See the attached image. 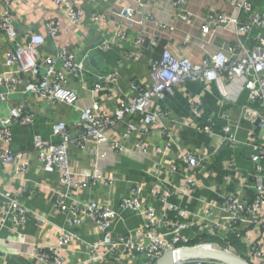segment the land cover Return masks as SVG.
<instances>
[{"label":"crops","instance_id":"1","mask_svg":"<svg viewBox=\"0 0 264 264\" xmlns=\"http://www.w3.org/2000/svg\"><path fill=\"white\" fill-rule=\"evenodd\" d=\"M187 9L192 14L189 22L177 18L173 0H146L142 6L138 0H81L76 5L85 14V21L77 28H67V22L61 15L54 0L15 1L12 15L18 31V39L25 43L35 33L46 34V25L51 19H59L64 23V31L54 43L47 38L41 47L43 56L53 55L57 48L67 47L76 53L78 60L85 59L88 78L85 84L71 78L70 87L78 92V110L66 105H55L35 93L23 94L20 87L17 94L10 97L6 104H0V121L10 116L13 109L26 105L38 114L36 129L44 139L59 143L60 139L53 137L51 123L64 122L68 125L72 137H76L81 126V111L98 101L108 113H114L124 101L133 100L137 92L132 89L136 83L149 86V63L160 60L163 51L169 44L171 50L180 55L176 43H182L185 37L190 42L184 47V55L194 63H201L209 54L216 53L226 45H236L238 37L234 30L213 28L210 38L211 45L204 51L200 42L205 39L202 32V17L207 13H225L236 16L234 5L227 0H186ZM258 13L264 15V0H246ZM125 8L134 10L129 17L122 16ZM108 15L109 19L94 21L93 14ZM153 17L169 27L176 29L175 34L169 29H159L157 25L146 21ZM131 28L125 39L112 45L109 50L99 49L105 41H113L116 32ZM155 31L162 39L161 46L152 50L145 44L143 50L135 45L142 31ZM264 39V27L254 28L246 37V45L251 49L256 39ZM170 41H172L170 43ZM11 49L7 37L0 33V59L4 63ZM142 52L141 54L139 52ZM6 66L0 65V74ZM114 74L116 79L103 83L102 89L92 93L94 83L100 76ZM2 91V88H0ZM188 95L202 99L208 117L218 123L216 134L221 135V115L229 113L235 124L243 129L239 132L242 142L233 152L229 147H222L214 152V139L203 135L195 128L203 123L194 115L188 102ZM248 94L237 86L227 82L192 83L187 82L182 90L168 96L162 103L157 102L167 113L166 121H161L151 127L150 134L141 141L137 133L128 134L124 128L108 131L109 139L118 143L123 149L112 151L111 142L103 147L95 141L87 144L82 151L75 145L69 147L70 164L77 174L100 171L103 180L96 182L84 179V187L72 189V201H94L103 207L115 211L119 216L112 222L111 232L114 239L137 233L142 227L144 217L137 212L122 208L123 199L131 194L134 186L143 188L140 202L144 207H151L162 219L159 231L160 237L167 242L172 240V231L178 230L183 239L193 241L200 237L202 226L198 217L205 208L210 207L215 212L217 221L225 222L228 217L218 211L226 195H238L243 199L254 198L255 181L252 177L255 162L251 158V149L245 145L248 142L247 130L251 127V113L247 109ZM243 107H246L244 109ZM245 111H242V110ZM137 126L143 124V117L138 115L133 121ZM1 131V129H0ZM19 136L15 144L18 154H23L30 162L31 168L26 175H18L16 163L6 164L0 159V188L13 193H20L21 203L31 211V216L25 225H18L10 217H4L0 209V264H40L31 254L34 245L56 247L57 237L61 229L69 230L79 240L63 253L66 264L88 263L86 244H97L103 240V233L92 220L85 221L80 227H72V216L56 211L53 190L59 189V173H47L39 161L38 153L31 139ZM0 132V155L4 149ZM101 151V152H100ZM208 156L205 169L190 170L182 160L181 152ZM101 153L106 157L101 158ZM195 185L191 186L189 180ZM44 186L42 190L39 187ZM159 191V192H158ZM160 194V195H159ZM37 217L47 220L39 225ZM165 217L171 221L163 220ZM244 240L236 248L238 257H247L250 245L258 240L260 231L250 226L247 221ZM145 264L131 262L129 258L114 261L111 255L104 261L97 260L95 264Z\"/></svg>","mask_w":264,"mask_h":264},{"label":"built area","instance_id":"2","mask_svg":"<svg viewBox=\"0 0 264 264\" xmlns=\"http://www.w3.org/2000/svg\"><path fill=\"white\" fill-rule=\"evenodd\" d=\"M15 1L17 0H0V33L7 37L11 46L4 63L0 59V65L6 66L5 71L0 74V88H2L0 104H6L21 87L23 94L35 93L52 104L66 105L78 110L79 95L70 87V81L73 78L82 85L86 83L89 74L85 59L78 60L76 53L67 47L57 48L50 56L41 54L40 49L46 44L47 38L58 43V36L65 29L62 20L56 18L47 23L46 34H32L27 42L22 43L18 39L19 34L12 15V6ZM22 1L29 3L33 0ZM138 1L144 6L146 0ZM227 1L234 5L237 11L236 16H228L225 13L205 14L202 17L204 23L202 32L205 39L200 42V46L207 51L211 45L209 37L213 34V28L234 30L238 37L236 45L223 46L216 53L209 54L201 63H194L183 54L184 47L190 42L189 37H185L180 44L176 43L182 53L180 55L171 50L172 41H170L171 44L163 51L161 59L152 60L149 63V86L144 87L133 83L132 89L137 92V97L127 102L123 101L113 114L105 111L96 101L81 111V126L76 137L71 136L68 125L64 122L51 123L53 137L59 138V143L46 140L39 133H34L33 147L38 153L43 170L47 173H59L60 176L59 189L53 190L56 211L71 215L72 227H80L89 219L103 233V240L100 243L85 245L89 256L88 263L104 261L111 255L114 261L129 258L135 263L143 261L145 264H155L169 250H194L200 255L184 257L175 264H234L228 260L207 258L208 255L213 254L234 257L247 264H264V39L255 38V44L251 49L246 45V37L251 35L254 28L264 27V15L254 10L246 0ZM80 2L81 0H54V4L67 22V28H77L85 21L83 10L76 5ZM173 4L177 18L189 22L192 14L187 9V1L173 0ZM133 14L134 10L131 8H125L122 11V16H127V19ZM101 19H109V17L106 14H93L94 21H101ZM129 20L131 21V18ZM146 21L156 24L159 29L169 28L173 34L176 32L174 27H169L151 16L146 17ZM130 28L131 25L120 30L119 33L116 32L112 42L105 41L98 48L104 51L109 50L112 45L125 39ZM139 35L135 45L142 50L145 44H148L152 50L158 49L162 44V39L155 31L150 33L145 30ZM115 79L114 74L100 76L94 83L92 93L99 92L103 83H110ZM223 81L231 86L239 87L241 91L248 94L247 108L249 109L247 111L251 110L252 119L251 127L247 130L249 139L245 145L251 149V158L255 162L252 175L255 181V192L252 200L243 199L238 195L224 196L223 203L217 209L222 216L228 217L225 222L217 221L215 212L210 207L205 208L198 217V224L202 226L200 235L215 236L225 241L226 245L223 246L220 242L211 240L190 246L189 241L183 239L178 230L172 231L171 242L164 241L159 235L162 219L157 216L153 208L142 205L140 199L143 188L139 185L134 186L130 196L123 199L122 208L140 213L145 222L137 233L132 232L118 239H114L110 229L112 222L119 214L94 201L71 200L72 189L84 187V179L88 178L96 182L103 180L100 171L87 174H77L73 171L69 157L71 145L85 151L87 144L92 140L98 148L111 142L112 151H121L123 148L109 139V130L122 127L128 134L137 133L143 141L150 134L151 127L168 118V113L160 105H156L157 102L162 103L177 90H182L187 82L204 84ZM188 102L194 115L202 123L204 121L203 124L195 125L196 130L214 139V152L225 146L234 152L242 143L239 132L243 127L235 124L229 113H224L220 117L221 135H217L218 123L208 117L202 99L188 95ZM243 108L246 109V107ZM244 109L242 111H245ZM138 115L143 117L141 126L133 122ZM37 121L38 114L26 105L13 109L8 118L0 121L1 138L5 145L0 159L6 164L16 163L18 175H26L31 164L23 154L13 151V128L17 125L34 128L37 126ZM181 154L183 162L190 170L205 169L209 160V157L204 155L185 151ZM100 157L104 158L106 154L101 153ZM189 182L191 186L196 184L193 179ZM39 188L45 189L44 186ZM19 194L0 188V209L5 212L4 217H10L18 225H25L32 213L21 203ZM37 218L39 225L47 223L45 218ZM162 218L167 220L165 217ZM247 221L250 222L251 227L258 229L260 234L256 243L250 245L247 257L240 258L230 239L234 236L235 241L241 243L244 240L243 224ZM2 222L3 216L0 217V223ZM167 222L172 224L169 220ZM77 240L79 239L75 233L61 229L56 247L34 245L31 255L40 264H66L62 254L69 251Z\"/></svg>","mask_w":264,"mask_h":264},{"label":"trees","instance_id":"3","mask_svg":"<svg viewBox=\"0 0 264 264\" xmlns=\"http://www.w3.org/2000/svg\"><path fill=\"white\" fill-rule=\"evenodd\" d=\"M37 131L38 130L36 129V127L31 128V127H21V126H18V125L14 126V128H13L14 143H13V147H12L13 151L17 152L15 150L14 146H15L17 138L19 136H24L25 139H28L27 141H29L31 139L32 145H33V135H34V133H39ZM24 137H23V139H24ZM211 240H213L215 242H220V244L223 245V246L226 245L225 241H222L220 238H215V236H209V235H204V236L198 237L195 240L190 241L189 245L190 246L197 245V244L203 243V242H210ZM230 240H231V243L236 245V246L240 243L238 241H235L236 238L234 236H232ZM208 259L215 260L214 258H208Z\"/></svg>","mask_w":264,"mask_h":264},{"label":"water","instance_id":"4","mask_svg":"<svg viewBox=\"0 0 264 264\" xmlns=\"http://www.w3.org/2000/svg\"><path fill=\"white\" fill-rule=\"evenodd\" d=\"M198 252L194 250H169L166 252L155 264H175L179 260L188 256H199ZM207 258H214L218 260H228L234 264H247L244 261L234 258V257H225L219 254L208 255Z\"/></svg>","mask_w":264,"mask_h":264}]
</instances>
